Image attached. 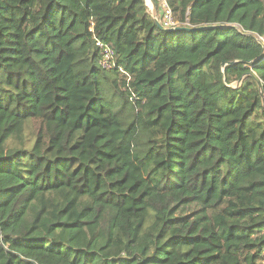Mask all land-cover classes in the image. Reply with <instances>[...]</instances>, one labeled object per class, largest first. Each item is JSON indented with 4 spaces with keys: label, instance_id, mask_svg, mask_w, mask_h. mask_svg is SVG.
Returning <instances> with one entry per match:
<instances>
[{
    "label": "trees",
    "instance_id": "16d2710c",
    "mask_svg": "<svg viewBox=\"0 0 264 264\" xmlns=\"http://www.w3.org/2000/svg\"><path fill=\"white\" fill-rule=\"evenodd\" d=\"M167 1L0 0V264H264V0Z\"/></svg>",
    "mask_w": 264,
    "mask_h": 264
},
{
    "label": "built area",
    "instance_id": "2783aa9c",
    "mask_svg": "<svg viewBox=\"0 0 264 264\" xmlns=\"http://www.w3.org/2000/svg\"><path fill=\"white\" fill-rule=\"evenodd\" d=\"M148 5L152 15L154 18H158L159 21L165 27H174L178 25V21H176L174 17V12L172 7L170 6L167 0H145ZM156 3L158 6H156ZM263 39V37H260ZM96 44L100 48L101 57L99 60L100 65L105 69H111L116 66V53L112 46L106 44L102 40H97ZM120 71L125 74L123 68H120ZM263 104H264V82H263ZM264 256V249L262 252Z\"/></svg>",
    "mask_w": 264,
    "mask_h": 264
},
{
    "label": "water",
    "instance_id": "95a60500",
    "mask_svg": "<svg viewBox=\"0 0 264 264\" xmlns=\"http://www.w3.org/2000/svg\"><path fill=\"white\" fill-rule=\"evenodd\" d=\"M156 6H158V4L156 3ZM157 24L162 28L165 29L167 31H174V30H203L206 28H213V27H238L237 24H231V25H225V24H210V25H202V26H198V27H190V26H182V25H176L174 27H165L158 18H156ZM242 82V79H240L238 81V85H240Z\"/></svg>",
    "mask_w": 264,
    "mask_h": 264
},
{
    "label": "rangeland",
    "instance_id": "374dc122",
    "mask_svg": "<svg viewBox=\"0 0 264 264\" xmlns=\"http://www.w3.org/2000/svg\"><path fill=\"white\" fill-rule=\"evenodd\" d=\"M238 86H239L238 83H236L235 87H238Z\"/></svg>",
    "mask_w": 264,
    "mask_h": 264
}]
</instances>
